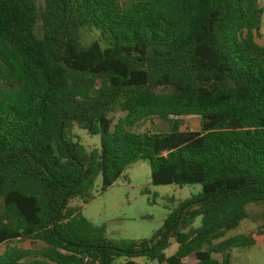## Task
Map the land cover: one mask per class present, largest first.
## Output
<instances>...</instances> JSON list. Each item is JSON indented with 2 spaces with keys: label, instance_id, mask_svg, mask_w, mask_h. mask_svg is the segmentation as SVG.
Wrapping results in <instances>:
<instances>
[{
  "label": "trees",
  "instance_id": "trees-1",
  "mask_svg": "<svg viewBox=\"0 0 264 264\" xmlns=\"http://www.w3.org/2000/svg\"><path fill=\"white\" fill-rule=\"evenodd\" d=\"M263 13L259 0H0V264H230L255 245L216 241L264 203ZM86 29L99 38L85 44ZM140 161L153 185L201 193L149 240H109L70 203Z\"/></svg>",
  "mask_w": 264,
  "mask_h": 264
},
{
  "label": "rangeland",
  "instance_id": "rangeland-1",
  "mask_svg": "<svg viewBox=\"0 0 264 264\" xmlns=\"http://www.w3.org/2000/svg\"><path fill=\"white\" fill-rule=\"evenodd\" d=\"M38 6L43 7V0H37ZM264 9V0H259ZM264 27V13L262 18ZM264 34V30L262 32ZM99 38L98 33L92 30L83 31V41L90 44ZM260 42V41H259ZM120 115V113H117ZM186 127L191 131L200 130V119L191 117L186 119ZM149 123L144 124L142 130H150ZM167 124L160 127L166 132ZM76 141L85 149L100 148V137L91 136L86 131L76 128ZM103 181L99 176L87 196L85 204L80 198L73 199L71 207L80 209L82 216L93 226L104 228L105 237L109 240H149L157 231L163 228L169 215L178 210L182 203L201 193L200 185H161L155 186L151 180L149 162L140 161L127 169L113 186L106 191L102 190ZM249 214L241 226L216 241L219 243L230 237L243 235L256 239V244L247 248H235L230 253V264H264V203L252 204L247 207ZM200 226L198 219L194 227ZM14 245L30 246L29 242L15 243ZM9 245L0 246V255ZM178 245L173 242L165 252L167 257L175 254ZM214 258L222 260V256L214 254ZM135 262L145 264L144 259H134ZM124 262L123 259L119 263ZM186 264H196L194 256L186 259Z\"/></svg>",
  "mask_w": 264,
  "mask_h": 264
}]
</instances>
